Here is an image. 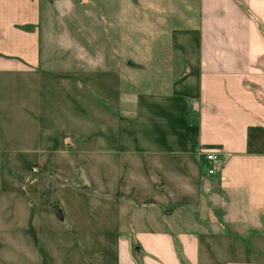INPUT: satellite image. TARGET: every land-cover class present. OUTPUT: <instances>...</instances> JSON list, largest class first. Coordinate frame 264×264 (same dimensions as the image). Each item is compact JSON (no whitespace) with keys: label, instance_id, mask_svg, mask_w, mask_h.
Listing matches in <instances>:
<instances>
[{"label":"crops","instance_id":"crops-1","mask_svg":"<svg viewBox=\"0 0 264 264\" xmlns=\"http://www.w3.org/2000/svg\"><path fill=\"white\" fill-rule=\"evenodd\" d=\"M181 3L165 15L186 26H166L169 55L158 62L126 59L127 68L152 74L149 87L138 89L128 71L124 88L97 83L93 74L116 72L118 60L93 56L74 69L63 67L74 71L62 82L61 101L47 72L51 62L41 56V0H0V79H21L25 93L44 95L48 102L55 98L60 114L44 118L58 127L39 129L35 152L62 155L73 172L68 187L77 190L72 202L60 201L51 210L58 207L66 219L72 214L65 206H77L87 196L110 202L104 207L118 210L109 231L116 238L114 264H215V256L224 264H264V0ZM0 107H5L1 101ZM15 107L28 105L17 101ZM91 126L94 150L86 151L73 137L85 136ZM207 150L217 152L223 167L204 177ZM90 152L99 158L88 161L89 172L78 177L72 155ZM121 158L130 177L141 180L125 192L140 190L146 200L117 196L123 184L116 178L96 188L89 184L90 175L101 181L100 165L115 161L117 170ZM198 169L202 186L181 184ZM33 170L38 173V166ZM77 178L83 181L74 182ZM141 208L144 215L135 216ZM70 218L75 224L77 218Z\"/></svg>","mask_w":264,"mask_h":264},{"label":"rangeland","instance_id":"rangeland-1","mask_svg":"<svg viewBox=\"0 0 264 264\" xmlns=\"http://www.w3.org/2000/svg\"><path fill=\"white\" fill-rule=\"evenodd\" d=\"M181 1L136 0L134 3L132 0H41V56L43 61L48 58L51 62L49 69L52 70L47 72L56 83L55 90L59 91L56 99L63 100L62 82L67 73L74 71L69 72L63 67L74 69L81 66L75 63H79L82 58L93 56H112L118 60L116 72L93 74L97 83L112 81V88L117 83L124 88V77H127L124 73L128 71L133 81L141 85L138 89L149 87V83L153 82L152 74L135 67L127 68L126 59L134 58L144 63L148 58L158 62L169 55L171 42L166 26L171 29L186 26L173 15H165L173 12L176 3L182 5ZM0 80V101L5 106L0 107V264H36V251L40 253L38 264H114L116 238L115 235L110 236L109 231L117 219L115 211L118 214V210L104 207L110 202L99 197L88 198L87 193H84L86 200H80L77 206L64 205L65 211L70 210L72 216L65 214V219L64 213L55 214L51 210V206L60 201L72 202L76 198L74 191L77 190V187L75 190L68 187L72 184L68 176L73 172L62 155L35 152L39 129L58 127V124H52L44 118L51 112L60 114L58 111L61 108L54 107L55 98L48 102L44 95H40V98L37 96L43 103V107H38L35 92L33 95L25 93L21 79L17 83L8 76ZM17 101H25L28 107H15ZM82 136L83 133L73 138L83 143L86 151H93L94 127L86 129L85 136ZM57 156L59 159H56ZM94 157L95 153L91 152L83 156L77 153L72 155L73 162L77 163L78 177L83 170L88 171V161L99 158L97 155L98 158ZM43 158H46L45 165H41ZM113 163L116 166V162ZM35 166H38V173L33 170ZM115 166L100 165L98 176L101 181L90 175L91 187L112 184L116 178L123 184L119 185L121 192L116 190L117 196L140 202L146 200L147 196L140 190L125 192L127 186H141L140 177L138 180L130 177L126 160H118L117 170ZM178 168L176 171H179ZM199 173L198 169L197 176L192 173L187 176L189 180L183 179L181 184L196 188L202 186L198 179ZM201 174L208 177L204 169ZM25 177L35 180V183L30 184V180L25 183ZM82 181V178L74 180L76 183ZM154 194L160 193L157 191ZM144 212L145 209L141 208L133 214L142 217ZM177 215L175 213L172 217ZM70 217L77 218L75 224L70 222ZM107 229L108 235L103 232ZM214 258L215 264L225 263L221 257ZM228 258L236 256L230 254Z\"/></svg>","mask_w":264,"mask_h":264},{"label":"built area","instance_id":"built-area-1","mask_svg":"<svg viewBox=\"0 0 264 264\" xmlns=\"http://www.w3.org/2000/svg\"><path fill=\"white\" fill-rule=\"evenodd\" d=\"M205 160L208 166V175L213 176L221 172L223 167L222 159L213 150L205 151Z\"/></svg>","mask_w":264,"mask_h":264},{"label":"water","instance_id":"water-1","mask_svg":"<svg viewBox=\"0 0 264 264\" xmlns=\"http://www.w3.org/2000/svg\"><path fill=\"white\" fill-rule=\"evenodd\" d=\"M134 3H136V0H132ZM130 66H134L132 63H129ZM53 211L56 213V214H59L60 213V210L58 207L54 208Z\"/></svg>","mask_w":264,"mask_h":264}]
</instances>
